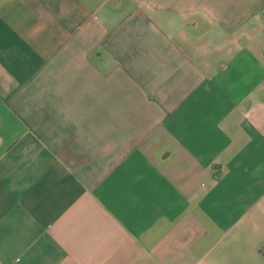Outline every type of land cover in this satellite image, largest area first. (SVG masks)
<instances>
[{
    "label": "crops",
    "instance_id": "obj_1",
    "mask_svg": "<svg viewBox=\"0 0 264 264\" xmlns=\"http://www.w3.org/2000/svg\"><path fill=\"white\" fill-rule=\"evenodd\" d=\"M0 264H264V0H0Z\"/></svg>",
    "mask_w": 264,
    "mask_h": 264
}]
</instances>
